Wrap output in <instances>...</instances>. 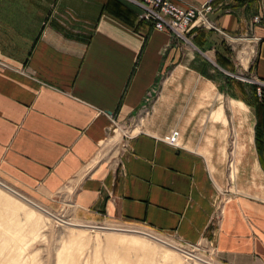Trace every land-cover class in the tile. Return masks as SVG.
I'll return each mask as SVG.
<instances>
[{"label":"crops","instance_id":"crops-1","mask_svg":"<svg viewBox=\"0 0 264 264\" xmlns=\"http://www.w3.org/2000/svg\"><path fill=\"white\" fill-rule=\"evenodd\" d=\"M114 1L0 0V180L46 204L72 200L83 216L206 242L224 264H264V130L260 161L251 87L236 76L264 80V0H175L210 1L228 34L195 27L190 42L136 29ZM116 1L136 24L138 10ZM149 98L146 124L113 135ZM173 129L179 140L164 136ZM231 131L244 182L226 191ZM0 192L18 214L22 200Z\"/></svg>","mask_w":264,"mask_h":264},{"label":"rangeland","instance_id":"rangeland-1","mask_svg":"<svg viewBox=\"0 0 264 264\" xmlns=\"http://www.w3.org/2000/svg\"><path fill=\"white\" fill-rule=\"evenodd\" d=\"M132 8L136 9L133 5ZM152 102V98L147 99L135 115L127 117L116 126L113 125V135L116 134L117 127H121L125 131L119 129L121 132L119 137L117 136L118 138L136 133L151 118L149 114L152 111ZM170 134L172 138L176 137L179 140L180 133L177 129H173L172 133L168 132L164 136L168 137ZM177 139L175 140L177 141ZM235 140V133L227 132L225 149L227 178L224 184L226 191L238 190L239 184L244 182V180L238 179V164L234 159ZM117 142L118 140L116 142L111 140L107 143L103 149L102 158L109 156L110 152H114ZM108 147L112 149L105 153ZM242 176L244 175L242 174ZM0 196H3L1 192ZM27 197L37 201L36 203H41L38 204L66 222L146 230L202 259L214 264H224L206 242L187 244L172 235L156 231L142 224L83 216L75 210L72 200L59 204H46L33 197ZM229 198L228 195L225 197L226 200ZM17 209L18 214L9 215L7 209L0 204V264H202L143 235L70 227L49 218L50 216L29 206L23 200L18 203ZM16 219H18V223H13V228L8 227V224Z\"/></svg>","mask_w":264,"mask_h":264},{"label":"built area","instance_id":"built-area-1","mask_svg":"<svg viewBox=\"0 0 264 264\" xmlns=\"http://www.w3.org/2000/svg\"><path fill=\"white\" fill-rule=\"evenodd\" d=\"M138 10L137 19L145 20L152 24L158 31L169 33L173 38L182 42H190L189 33L195 27L215 28L221 31L208 13L213 10V5L207 1L199 6L180 5L175 0H123ZM260 17L255 16L254 22H259ZM241 80L255 86L257 96H261L264 88V80L257 77L237 75Z\"/></svg>","mask_w":264,"mask_h":264},{"label":"trees","instance_id":"trees-1","mask_svg":"<svg viewBox=\"0 0 264 264\" xmlns=\"http://www.w3.org/2000/svg\"><path fill=\"white\" fill-rule=\"evenodd\" d=\"M107 8L111 10V12L120 18L121 20L127 22L130 25H135L134 27L138 29L140 26H143L144 24H150L149 22H146L145 20H139L136 24L134 22V12L131 10V8L125 6L123 3H120V1H114L112 4H107ZM199 45V44H198ZM218 63L221 66L226 65V59L223 58H217ZM251 92H252V100L250 102V105L254 107L256 112V123L254 126V138H255V145L258 152V156L260 161L263 160V130H264V116H263V109H264V88L262 89L261 96H257L255 86L253 84H250Z\"/></svg>","mask_w":264,"mask_h":264},{"label":"water","instance_id":"water-1","mask_svg":"<svg viewBox=\"0 0 264 264\" xmlns=\"http://www.w3.org/2000/svg\"><path fill=\"white\" fill-rule=\"evenodd\" d=\"M0 187L7 190L8 192H10L11 194H13L14 196L22 199L23 201L27 202L28 204H30L31 206L35 207L36 209L42 211L43 213L49 214L51 217L58 219V217H56L54 214L50 213L47 209H45L44 207H42L41 205H39L38 203H36L35 201H33L32 199H30L29 197L25 196L24 194H22L21 192H19L18 190L14 189L13 187L7 185L6 183H4L3 181L0 180ZM64 222V221H63ZM66 224H72V223H68L66 222ZM78 226H82V227H88V228H93V229H100V230H113V231H121V232H129V233H136L139 235H143L145 237H148L152 240H155L157 242L166 244L171 246L174 249H177L185 254H188L190 256H192L193 258L205 263V264H211L208 261L194 255L193 253H191L190 251H186L185 249L176 247L174 245H171L168 241H166L165 239L161 238L160 236L146 231V230H142V229H138V228H129V227H114V226H107V225H99V224H87V223H79L76 224Z\"/></svg>","mask_w":264,"mask_h":264},{"label":"bare ground","instance_id":"bare-ground-1","mask_svg":"<svg viewBox=\"0 0 264 264\" xmlns=\"http://www.w3.org/2000/svg\"><path fill=\"white\" fill-rule=\"evenodd\" d=\"M20 199V198H19ZM20 200H22V199H20ZM25 202V201H24ZM27 203V202H26ZM30 205V204H29ZM31 206V205H30ZM35 208V207H34ZM38 210V209H37ZM40 211V210H39ZM42 212V211H41ZM50 212V211H49ZM43 213V212H42ZM50 213H52V212H50ZM45 215H48V216H50L49 214H46V213H44ZM53 214V213H52ZM55 215V214H54ZM56 216V215H55ZM56 217H58V216H56ZM49 218H52L53 220H56L58 223H63V224H65V225H67V226H70V227H75V228H80V227H82V226H78V225H76V224H78V223H72V224H66V221H64V220H62L61 218H59L58 217V219H55V218H53V217H49ZM64 221V222H63ZM69 223V222H68ZM86 228H88V227H84V228H80V229H83V230H85ZM88 229H93V228H88ZM87 230V229H86ZM108 231H110V230H108ZM112 232H113V230H111ZM110 231V232H111ZM115 232V231H114ZM117 233H121V231H116ZM127 233H129V232H124V234H127ZM133 235H138V234H133ZM140 236V235H139ZM160 243V242H159ZM163 244V243H162ZM163 245H165V247H167V248H169V249H171V250H173V251H175V252H181V251H179V250H177V249H174V248H172L171 246H169V245H166V244H163ZM172 245V244H171ZM183 255H185V256H187L186 258H192V259H194V260H196L197 262H200V263H202V264H205V263H203V262H201V261H199V260H197V259H195V258H193L192 256H190V255H188V254H185V253H183V252H181ZM205 260V259H204ZM207 261V260H206ZM209 262V261H208ZM209 263H211V264H214V263H212V262H209Z\"/></svg>","mask_w":264,"mask_h":264}]
</instances>
